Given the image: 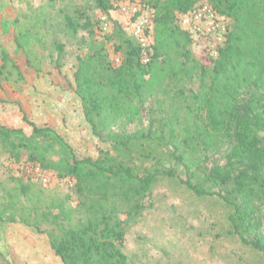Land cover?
<instances>
[{"label":"trees","instance_id":"16d2710c","mask_svg":"<svg viewBox=\"0 0 264 264\" xmlns=\"http://www.w3.org/2000/svg\"><path fill=\"white\" fill-rule=\"evenodd\" d=\"M116 1L93 0L95 9L112 23V31L102 37L115 40L117 62L108 59L102 43L90 38L95 31L83 12L62 17L69 36L85 31L90 38L76 58L74 94L91 134L109 149L95 159H78L50 126L38 127L23 116L30 128L26 136L20 128L0 125V147L10 148L16 157L24 151L27 163L41 170L58 167L57 178L73 183L82 217L75 223L63 219L56 224L58 233L48 232L51 250L62 264H128L122 251L126 223L141 212L140 201L158 182L172 180L198 200L220 201L227 211L228 234L264 261V0H140L136 3L140 11L131 20L152 11V26L146 31L152 42L147 47L111 19ZM204 5L227 22L224 40L212 50L209 66L191 57L189 33L207 40L212 36L193 31L192 25L187 30L182 26L185 18L192 22ZM43 39L35 26L19 30L15 55L1 50L0 71L9 69L19 81L20 67L39 73L45 58L53 60V54H42ZM63 49L58 43L54 47L55 68H60ZM166 79L198 83L195 89L174 91L167 99L172 102L169 112L162 111L164 97H157L164 93ZM152 99L157 105L150 107L145 119ZM143 120L146 127L138 128ZM132 124L136 128L128 132ZM223 148V162L210 165V156ZM25 189L19 187L21 196L27 194ZM11 195V203L0 208L1 224L17 222L19 195ZM31 221L26 225L40 232Z\"/></svg>","mask_w":264,"mask_h":264},{"label":"rangeland","instance_id":"374dc122","mask_svg":"<svg viewBox=\"0 0 264 264\" xmlns=\"http://www.w3.org/2000/svg\"><path fill=\"white\" fill-rule=\"evenodd\" d=\"M139 2L117 0L116 8L110 12L111 19L118 22L127 35L136 21L131 20L130 13L122 12L121 8L128 3L137 6ZM78 10L92 21L95 34L90 38L97 44L102 43L107 49L108 59L117 62L120 53L114 52L115 40L106 41L102 37L112 31V23L108 21L110 27L102 29L100 20L106 16L95 9L93 0H0V54L3 49L14 56L15 35L19 30L32 26L44 36L42 54L45 57L53 54V60H43L39 73L20 67L22 81L17 80L9 69L0 71V99L3 100L0 103V125L20 128L29 136L30 128L23 122L25 116L38 127L47 125L56 129L78 159H95L109 146L95 138L85 123L74 94L73 78L76 58L88 46L90 38L85 31L72 38L66 33L62 21L65 14L76 16ZM142 15L151 19L152 11H144ZM226 23L222 18L218 22L222 26ZM182 26L189 29L185 24ZM189 35L191 57L199 64L209 66L217 40L214 37L208 40L199 38L193 32ZM150 39L152 42V34ZM57 43L64 46L60 68L54 65ZM1 65L0 55V70ZM162 85L166 87L162 90L164 93L158 91L156 94L167 101L162 111L169 112L172 102L167 99L173 92L179 88L195 89L198 83L196 79L189 80L187 85L166 79ZM154 89L157 90L155 83ZM153 99L146 105L145 119L150 107L157 105ZM146 125L143 120L138 128ZM135 128L132 124L127 130L133 132ZM225 153L223 148L212 154L210 165L223 162ZM26 157L24 151L16 157L10 148L0 147V208L11 203V194L19 195L16 198L17 222L0 223V264H62L51 250L47 235L48 232L58 233L56 224L63 219L75 223L82 217V210L77 208V197L71 191L73 183L67 178H57L61 172L58 167L44 171L37 164L27 163ZM141 163L136 161L137 168H141ZM151 164L147 163L148 166ZM21 186L26 187L25 196L19 194ZM15 190L17 192L13 193ZM140 204L143 205L141 212L126 223L122 251L128 258V264H264L259 253L242 246L228 234L227 211L217 199L198 200L176 182L162 180ZM121 219L125 220L126 215ZM31 220L40 232L26 225Z\"/></svg>","mask_w":264,"mask_h":264},{"label":"built area","instance_id":"2783aa9c","mask_svg":"<svg viewBox=\"0 0 264 264\" xmlns=\"http://www.w3.org/2000/svg\"><path fill=\"white\" fill-rule=\"evenodd\" d=\"M121 11L124 13H130L131 18L137 14V12L140 11L139 8L135 4H125L121 8ZM220 18H218L211 9L204 5L201 8H199L193 15L192 22H190L189 18H185L183 20V24H185L186 27H190L192 25V30L200 32L202 35H210L212 37L218 36L216 38L217 44H221L223 39L222 33L225 32V27L218 24L220 22ZM101 24L103 25L102 29L107 30V28L110 27V24L108 23V20L106 18L101 19ZM152 26L151 20L146 16H140L134 25L131 28V33L134 39L140 44L141 47H147L149 43L148 35L146 34V31L150 29ZM215 55V52H214ZM148 58L147 55L144 54L143 57V63H147Z\"/></svg>","mask_w":264,"mask_h":264}]
</instances>
